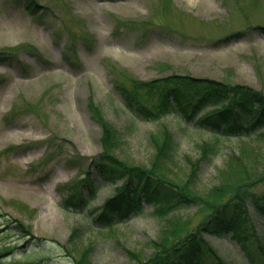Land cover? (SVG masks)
<instances>
[{
  "label": "rangeland",
  "instance_id": "obj_1",
  "mask_svg": "<svg viewBox=\"0 0 264 264\" xmlns=\"http://www.w3.org/2000/svg\"><path fill=\"white\" fill-rule=\"evenodd\" d=\"M33 1L26 10L24 0H0V215L43 239L48 254L21 258L20 249H34L33 239L5 229L0 219V249L18 247L5 263L74 264L60 247L69 246L74 230L79 241L72 250L67 246L69 254L90 248V264H134L133 254L146 260L150 242L165 226L150 207L105 229L93 224L87 210L112 196V185L101 183L86 211L61 204L101 152L89 100L119 132L115 154L128 163L148 167L154 154L149 136L165 126L177 151L164 173L182 183L190 176L186 158L198 160L214 136L172 114L133 122L116 86L178 74L245 85L264 95V0ZM229 163L264 170V145L219 138L216 150L200 162L194 190L204 194L218 184L219 171ZM176 214L192 218L193 225L199 220L194 208ZM248 214L264 243V220L252 210ZM205 239L224 261L250 264L236 242Z\"/></svg>",
  "mask_w": 264,
  "mask_h": 264
},
{
  "label": "trees",
  "instance_id": "obj_2",
  "mask_svg": "<svg viewBox=\"0 0 264 264\" xmlns=\"http://www.w3.org/2000/svg\"><path fill=\"white\" fill-rule=\"evenodd\" d=\"M26 3L30 8L34 1L27 0ZM130 82L127 88L123 83H118L116 88L133 122L138 119L158 122L172 114L187 126L214 136L213 144L204 145L198 160L186 158L190 176L182 183H176L164 173L168 162L176 158L177 151V143L165 126L158 131L161 139L158 133L149 136L154 149L149 166L128 163L115 154L120 147L119 132L89 100L91 118L100 128L101 152L91 161L93 172H88L86 179L74 184L63 200V208L84 209L96 195L99 177L115 187L113 197L107 199L94 215L95 224L109 228L123 218L142 213L144 205L150 206L152 214L165 223L158 240L150 242V257L143 260L133 254L134 264H205V260L207 264H229L205 241L207 234L228 236L238 242L251 264H264V243L248 214L251 209L264 220V170L257 172L246 166L232 167L233 155L229 166L219 171L221 180L218 184L207 188L204 194H198L192 186L200 162L216 150L219 138H247L264 145V95L245 85H230L190 75L173 74L150 81L133 79ZM81 183H84V191L80 189ZM182 208H194L198 222L193 225L192 218L183 220L179 217L176 212ZM0 217L5 229L22 238L33 239L34 249L19 250L22 258L34 259L48 254L43 239L33 237L18 221L7 219L3 214ZM78 235L79 230H74L68 239L67 246L71 250L79 241ZM67 246L60 247L73 258L74 264H90V248L72 256ZM17 248H1L0 264H3L4 256Z\"/></svg>",
  "mask_w": 264,
  "mask_h": 264
}]
</instances>
